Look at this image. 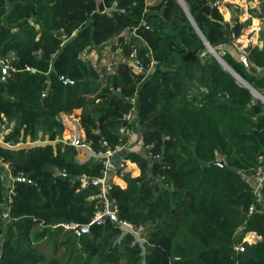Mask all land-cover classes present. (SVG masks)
I'll list each match as a JSON object with an SVG mask.
<instances>
[{
  "label": "trees",
  "instance_id": "16d2710c",
  "mask_svg": "<svg viewBox=\"0 0 264 264\" xmlns=\"http://www.w3.org/2000/svg\"><path fill=\"white\" fill-rule=\"evenodd\" d=\"M183 1L205 40L264 96V47L250 44L246 61L232 55L250 21H226L221 0ZM113 38L142 74L121 62L102 78L82 59ZM132 108L133 130L158 159L124 151L141 174H124L110 197L119 220L149 230L146 261L133 236L119 242L117 223L93 222L102 206L91 180L102 165L80 164L61 141V115L80 109L94 151L118 145ZM4 125L14 148L0 145L12 164L0 167V264H264V184L260 199L245 179L264 168V103L210 52L179 0H0ZM37 137L46 143L26 146ZM249 231L262 240L244 242Z\"/></svg>",
  "mask_w": 264,
  "mask_h": 264
},
{
  "label": "rangeland",
  "instance_id": "374dc122",
  "mask_svg": "<svg viewBox=\"0 0 264 264\" xmlns=\"http://www.w3.org/2000/svg\"><path fill=\"white\" fill-rule=\"evenodd\" d=\"M154 1H156V0H148V2L151 3V4L154 3ZM230 6H231L230 3H226L225 7L227 8V10L225 8H222L223 13L226 14L227 11L230 10ZM234 10H235L237 15L241 14L240 11H239L240 8L234 9ZM103 11L105 12L106 10L104 9ZM241 20L242 21H246V19L243 16H241ZM250 35L251 34L248 33V30H246L244 32V34L241 36V38H239L235 42L234 46L231 48L232 49V55L236 59L242 60V61H246V58H245L246 49L251 44L250 43L251 42V38H250L251 36ZM262 35H263V33L261 34L260 37L264 38ZM122 37H125L126 39H128V38H130V33L128 31H125L122 34ZM263 41H264V39H263ZM81 57H82V59L84 61L90 62L97 70L101 71V75L103 76L102 78H104V76H108V74L115 73L118 64L121 63V62H126L128 64V66L131 68V70L135 74H142L144 72V69L142 68V66L141 67L137 66V63L135 62V60H133V57L126 58L124 55H122L120 53V47H119V43H118V39L117 38H113V39L109 40L108 42L102 44L101 46H98V47H95V48H92V49L88 48L83 53H81ZM5 66L7 68H9V69L15 70L13 67H10L9 65H5ZM105 71H106V74H105ZM152 71H153V65L146 72L147 73H151ZM258 72L260 73V70H258ZM244 81H246V80H244ZM254 98L259 99L256 96H254ZM80 114H81V112L76 109V110H74L71 113V115L66 114L67 116L65 118H62V115H61V121H62V125L64 127V130L62 132V140L61 141H64V139H65L64 138L65 137L64 133H66V132L70 133V132H72L74 130L75 123H79L80 124V120L78 118V115H80ZM133 123H134V120L131 123H128V125L126 123L121 124V126L118 129V134L120 135V132H119L120 128L121 127H125V126H128V132L125 135L123 134V135L119 136L121 139H123V142L119 143L118 145H121V146L125 147V149H126L125 151L126 152L129 151V153L138 154V155L139 154H143V155L147 154V156L149 158H151V159H158V156H153L150 152L147 151V149L149 147L143 145V142H142L141 138L138 136L137 132L135 130H133V128H132ZM4 126L6 127V125H4ZM5 130L7 132H9L10 128L6 127ZM131 137H133V138H131ZM37 139H38V141H36V142H28L27 145L28 146H32V145H35V144H45L46 143V141H42L41 137H37ZM131 139H136V141L135 140H131ZM103 141H105V140H103ZM86 144L89 147H91V145L89 143H86ZM0 145H2V144H0ZM69 145H71V146L75 147L76 149H78V146H76V145H72L70 143H69ZM83 145H84V143H83ZM115 146H112V147H115ZM79 149L80 150H77V155L75 157L76 161H77L78 157L80 158V156H82V153L79 152V151H81V148H79ZM91 149H92V147H91ZM84 150H86V149H84ZM93 152H94V157L97 159V162L96 161L95 162L97 164H101L102 165L101 176L96 178V179L97 180L98 179L102 180V178L104 177L103 170H104L105 165H106V159H105V157L99 156L100 151H93ZM223 160H224V158L222 156H217V161L218 162L223 163ZM95 162L94 161H90V162H86L85 164H92V163H95ZM130 163L136 164V163H134L132 161H130ZM130 163H129V165L127 167V171L125 173H118L119 175L118 174L115 175V173H117V172L115 171V169H113L111 178L109 176L106 177V180H105L106 184L107 185L110 184L112 186V188L109 191V195H110V192L112 191V189L114 187H120L119 184H116V183L113 182L112 176H114V175L115 176H119V177L122 176V178L124 179V177H123L124 174H127V175L129 174L130 176H132L133 172H129L130 169L136 170V168H134L135 166L130 165ZM136 167L140 170V168H139V166L137 164H136ZM140 174H141V170H140V173L136 177L140 176ZM84 179H86V178L83 177V179H81L82 188H85L83 186V180ZM245 179L252 186V188L255 191V193L257 194V196H259L260 199H261L260 191H261V189L263 187V184H264V168H260L252 176L251 175H246ZM86 180H88V179H86ZM124 181H125V179H124ZM96 185H98L97 199L99 201V204L102 206V208L99 209L96 212L95 217H96V215L98 213L103 212L105 210V199L102 198V196H101L102 195V191H101L102 182L101 183L98 182ZM263 207H264V205H263ZM119 221L120 222L117 223V225H118V227H119V229L121 231L119 242L122 241L124 238H126L128 235L133 236L134 239H135V243H137L138 245H140L142 247V255H143V258L146 261V256L149 255V253L151 251L150 250L151 247H150V245L148 243L149 230L146 227L142 226L144 228V231L141 232L140 235H138V234H136L133 231H137L138 229L141 228V226L137 227L136 225H134V224H132V223H130L128 221H121V220H119ZM122 222H126L132 228H129V227L125 226V225H122ZM67 228H70V227H67ZM64 239H66V236L64 234H61V236L59 238V241L64 240ZM261 240H262V236L259 235L255 231H249L248 233H246L245 238H244V242H248V243H251V244L258 243ZM237 248H236V250L239 252V251H241L242 246H239ZM63 251L64 250H62L60 253H58L57 256H61Z\"/></svg>",
  "mask_w": 264,
  "mask_h": 264
},
{
  "label": "built area",
  "instance_id": "2783aa9c",
  "mask_svg": "<svg viewBox=\"0 0 264 264\" xmlns=\"http://www.w3.org/2000/svg\"><path fill=\"white\" fill-rule=\"evenodd\" d=\"M216 4L221 6V1H217ZM242 10L244 11V13L249 14L250 10H251V7H250L249 4H245V6L243 7ZM137 66L141 67V65H139V64H137ZM131 103L134 105L135 99H132ZM134 111H135V109L132 108L131 111L123 117V121L127 125H128V123H131L134 120ZM5 129H6L5 126H3L0 129V144H4L7 147H12L10 144L5 143V137H6V134L8 133ZM119 132H120V135H123V134L125 135L128 132V126L121 127ZM78 139L79 138H77V137H73L71 139V141H69V143L72 144V145H76ZM102 146L104 147V150L100 151L99 156L105 157L106 165H105V168L103 170L104 177L102 178V180L98 179V182L99 183L102 182V188H101L102 195L101 196H102V198L105 199V210L103 212L98 213L96 215V217L94 218L93 222H95L98 219L103 218L104 216H106L107 214L110 213V211L108 209V205L109 204H108V200L106 198V195L109 194V191L112 188V186L110 184H109L110 186L106 184V182H105L106 177L109 176L111 178L113 169H115V171L117 172V173H115V175L118 174V173H125L127 171L128 165L130 163V161L124 155V151L126 150L125 147H123L121 145H116L115 147H112L106 140L103 141ZM86 147H89V146L87 145ZM89 148H91V147H89ZM91 150H93V149H91ZM0 167H4L6 170L10 171L11 167H12V164L10 162H8L7 160H5L4 157L0 156ZM88 183H89L88 180H86V179L83 180V186L84 187H86L88 185ZM9 191H10L9 192V202L11 203L12 202V196L14 195V186H11ZM252 211H253V208H251V212ZM112 213L118 219V207L114 203H113V211H112ZM118 222H120L119 219H118ZM122 225H125V226H127L129 228H132L126 222H122ZM143 231H144V228L141 227L137 231H133V232H135L136 234L140 235V233L143 232ZM241 251H243V247H242Z\"/></svg>",
  "mask_w": 264,
  "mask_h": 264
},
{
  "label": "crops",
  "instance_id": "0c3cea01",
  "mask_svg": "<svg viewBox=\"0 0 264 264\" xmlns=\"http://www.w3.org/2000/svg\"><path fill=\"white\" fill-rule=\"evenodd\" d=\"M226 3H230L231 6H230V10H228L227 13L225 14V13H223L222 8H225L227 10V8L225 7ZM245 4H249L251 7L249 14L244 13V11L242 10L243 7L245 6ZM263 5H264V0H221L220 9H221V12L223 13L226 21L230 22L233 15L239 16L240 19H241V16H243L246 20H249L250 25H249V28L247 30H248V33L251 34L250 35L251 36L250 37L251 38L250 43L253 45H258L260 47H264V41H263L264 38L260 37L262 33H263L262 36L264 37V14H262V10H261ZM238 8H240V10H239L241 13L240 15H237L235 10H234V9H238ZM77 110H79L81 112L80 109H77ZM66 116H67L66 114H64V113L62 114V118H65ZM79 116L80 115H78V118H79ZM64 135H65V137H64L65 139L62 142H64L65 144H68V145H69L68 142L71 141V139L73 137H77L83 141L84 145L78 146V149H77V150H80L79 148H81V151H79V152L82 153V156H80V158L78 157V159H77V161L80 164H85L86 162H90V161H94V162L96 161L97 162V159L94 157V152L91 150V148L86 147L87 144L85 142V134H84V131H83V129L79 123H75V128L72 132H70V133L66 132V133H64ZM131 138H133V137H131ZM131 140L136 141V139H131ZM25 145H23V146H25ZM26 146H28V145H26ZM10 148H14V147H10ZM84 149H86L87 151ZM130 165L135 166L134 168H136V170L130 169V172L131 171L133 172L132 177H136L140 173V170L136 167V164L130 163ZM112 178H113V182L116 184H119L122 189L126 187L127 184L122 177L114 175V176H112Z\"/></svg>",
  "mask_w": 264,
  "mask_h": 264
},
{
  "label": "water",
  "instance_id": "95a60500",
  "mask_svg": "<svg viewBox=\"0 0 264 264\" xmlns=\"http://www.w3.org/2000/svg\"><path fill=\"white\" fill-rule=\"evenodd\" d=\"M179 2L181 3V5L183 6L185 12L187 13L188 17L190 18V20L192 21L193 25L195 26L197 32L199 33V35H201L202 39L204 40L205 44L207 45L208 49L210 50V52L219 60V62L225 66L235 77L236 79L242 84L244 85L245 87H247L248 89H250V91L252 92V94L256 97H258L260 100L263 101L264 103V97L259 93L257 92L254 88H252L246 81H244L237 73H235L226 63L225 61L221 58V56L215 51V49L205 40V38L202 36L201 32L198 30L197 26L195 25L188 9H187V6L185 4V2L183 0H179ZM9 71V68L7 67H4V73L6 74L7 72ZM4 80H6V77L4 78ZM60 81L61 82H65V83H69L70 82V79L67 78V77H61L60 78ZM77 146H82L83 145V141L81 139H78L77 143H76ZM83 179V178H82ZM92 183H95L97 184L98 183V180L97 179H92L91 180ZM106 198L108 200V209L110 211L109 214H107L106 216H104L103 218L101 219H98L96 220L94 223L95 224H100V223H103V222H106L108 220H111L113 221L114 223H117L118 222V219L117 217L112 213L113 211V202H112V199L110 197L109 194L106 195ZM73 229L79 233V232H87L89 231L90 229V226H87V225H80V226H75L73 227Z\"/></svg>",
  "mask_w": 264,
  "mask_h": 264
}]
</instances>
